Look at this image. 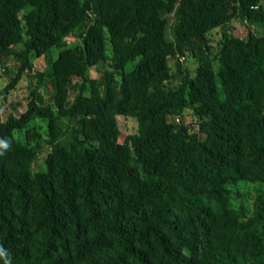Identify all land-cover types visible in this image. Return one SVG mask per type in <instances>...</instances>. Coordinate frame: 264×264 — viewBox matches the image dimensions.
Here are the masks:
<instances>
[{
    "label": "trees",
    "instance_id": "1",
    "mask_svg": "<svg viewBox=\"0 0 264 264\" xmlns=\"http://www.w3.org/2000/svg\"><path fill=\"white\" fill-rule=\"evenodd\" d=\"M238 13L258 33L224 32L214 54ZM49 53L48 94L0 117V264H264V0H0L4 103ZM188 111L205 139L170 122Z\"/></svg>",
    "mask_w": 264,
    "mask_h": 264
},
{
    "label": "rangeland",
    "instance_id": "2",
    "mask_svg": "<svg viewBox=\"0 0 264 264\" xmlns=\"http://www.w3.org/2000/svg\"><path fill=\"white\" fill-rule=\"evenodd\" d=\"M23 18V15H21ZM226 32L228 35L237 36L245 41L249 39H253L258 33L257 27L251 24L242 13H238L231 23L228 24L225 28L216 29L213 31L214 38V54H217L218 51V41L223 37V33ZM167 34L169 38L172 35L171 24L167 28ZM69 45L72 46L74 41L69 40ZM52 53H49L45 58H35L32 56V61L34 63V74L43 75V80H40L38 77L35 79H28L25 77L18 85L17 89L11 92L9 96V101L4 103L2 96L0 94V117L7 115L12 111V103L20 101L23 103V107L20 108V112H23L25 106L29 99L33 96L34 92L41 91L42 94H48V83L50 79V75L52 72ZM182 66L189 70H195L197 68V61L192 55H187L185 60H180ZM134 63L128 65V69L133 68ZM217 66V62H216ZM0 74V92L11 83L10 78L6 74V71H3L1 68ZM90 75L92 79L98 80L99 74L95 69L90 71ZM170 122L175 126H184L188 129L189 135L192 139H205L207 133L211 130L210 128V120L209 118H199L194 115L192 111H188L178 123L174 119H170ZM122 131L126 135H134L138 132V123L133 118H127L121 120ZM28 130H30L33 134L40 135V137H33V144L39 145L40 147V157L35 165V172L39 171H47V166L45 163V159L47 155L51 152V147L48 144L49 139V125L48 120L46 119H35L32 120L28 124ZM17 138L26 142V132L25 130L16 131ZM258 185L243 183L239 185L238 190L243 194V199L240 197H236L234 203L242 204L246 207L250 214L253 213L256 202L259 198L258 193ZM264 197V194H263Z\"/></svg>",
    "mask_w": 264,
    "mask_h": 264
},
{
    "label": "built area",
    "instance_id": "3",
    "mask_svg": "<svg viewBox=\"0 0 264 264\" xmlns=\"http://www.w3.org/2000/svg\"><path fill=\"white\" fill-rule=\"evenodd\" d=\"M181 60H185L184 57H182ZM171 119H174L176 122L179 123V122L181 121L182 117H180V116H175V117H172Z\"/></svg>",
    "mask_w": 264,
    "mask_h": 264
},
{
    "label": "clouds",
    "instance_id": "4",
    "mask_svg": "<svg viewBox=\"0 0 264 264\" xmlns=\"http://www.w3.org/2000/svg\"><path fill=\"white\" fill-rule=\"evenodd\" d=\"M0 147H4L6 148L7 147V144L3 143V142H0Z\"/></svg>",
    "mask_w": 264,
    "mask_h": 264
}]
</instances>
